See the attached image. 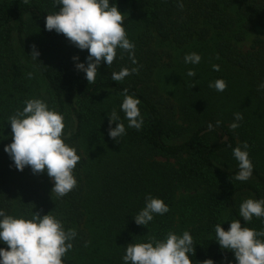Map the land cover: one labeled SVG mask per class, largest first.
<instances>
[{
	"label": "trees",
	"instance_id": "obj_1",
	"mask_svg": "<svg viewBox=\"0 0 264 264\" xmlns=\"http://www.w3.org/2000/svg\"><path fill=\"white\" fill-rule=\"evenodd\" d=\"M179 2L182 10L178 0H110L127 13L123 26L135 44L137 65L127 53L120 59L118 49L111 68L102 62L96 83L88 84L75 68L85 58L60 53L50 64L30 55L25 37L37 39L42 51L68 41L45 30L46 15L59 10L52 0H0V209L29 219L31 211L41 216L52 211L65 229L75 228L78 234L64 264H123L129 243L147 242L150 234L163 239L169 230L190 232L192 264L205 259L236 264L234 254L216 242L215 225L227 231L232 220L240 219L242 226L264 228L260 219L245 223L239 216L243 200L264 198V0ZM192 52L202 57L199 64L184 63ZM213 64L220 70L214 71ZM138 65L139 75L123 82L111 79L113 71ZM176 65L184 76L179 97L171 99L154 74L156 68ZM188 69L196 76H187ZM217 79L227 82L226 91L208 87ZM124 88L141 101L144 124L139 131L128 127L120 110L118 93ZM29 98L43 99L63 115L65 142L81 157L74 171L78 186L61 199L51 193L46 172L18 171L4 152L11 143L8 117ZM113 108L126 128L118 143L108 136ZM236 112L243 120L232 131ZM244 141L254 170L240 182L233 179L239 169L232 148ZM81 146L89 151L82 153ZM147 194L162 199L170 211L144 227L133 217L145 206ZM0 248L7 250V245L0 242Z\"/></svg>",
	"mask_w": 264,
	"mask_h": 264
},
{
	"label": "clouds",
	"instance_id": "obj_2",
	"mask_svg": "<svg viewBox=\"0 0 264 264\" xmlns=\"http://www.w3.org/2000/svg\"><path fill=\"white\" fill-rule=\"evenodd\" d=\"M28 4L30 0H23ZM58 11L45 17V30L62 34L72 45L80 50H87L85 63H76L75 68L85 74L88 84H95L98 68L103 62L111 68L117 59V50H120V59L123 53L128 54L133 65H137L135 58V44L129 40L124 20L127 13H121L116 4L110 0H52ZM181 10L184 5H177ZM30 55L37 60L39 52L36 46H31ZM219 55L216 59H219ZM78 61V57L72 58ZM202 57L195 52L184 56L185 64H199ZM136 67H122L111 73L114 82H123L130 75H139ZM214 71L220 66L213 64ZM186 75L195 77L196 71L188 69ZM33 74L28 73L32 78ZM195 84L191 85V87ZM209 88L217 92L227 90V82L217 79L210 82ZM264 88V84L260 85ZM123 97L120 110L125 114L129 128L141 130L144 117L141 115L140 99L128 94V88L118 93ZM234 121L229 129L235 131L240 127L243 114L236 112ZM120 116L115 108L108 114V136L118 143V138L126 135L124 123L119 122ZM11 126V143L4 146L18 171L29 167L35 174L47 173L52 180L54 193L57 199L65 197L77 188L78 182L74 171L81 157L75 147L65 142V123L62 114L49 108L48 103L40 98H29L24 101L22 110L16 109L8 117ZM116 122L115 128L111 125ZM221 121H216L219 126ZM209 130H214L211 123ZM231 147V145H229ZM249 144H242L232 148V155L238 162V172L234 180L246 182L252 177L254 165L249 157ZM170 211L169 206L160 198L151 194L145 196V206L133 217L137 225L146 227L154 217L162 216ZM239 216L245 223L253 218L264 223V198H247L239 205ZM244 223V224H245ZM75 228L65 229L62 218L52 214V211L41 216L39 212L31 211V218L15 217L0 209V242L7 245V250L0 248V264H64L67 253L73 249V240L77 236ZM215 237L219 247L234 254L236 264H264V228L242 226L240 219L230 222L228 230L221 224L215 225ZM90 241H86L87 247ZM194 240L189 231L181 235L169 230L163 239L155 234L147 236V242L129 243L122 256L123 264H192L190 254H194ZM202 264H214L212 259H205Z\"/></svg>",
	"mask_w": 264,
	"mask_h": 264
},
{
	"label": "rangeland",
	"instance_id": "obj_3",
	"mask_svg": "<svg viewBox=\"0 0 264 264\" xmlns=\"http://www.w3.org/2000/svg\"><path fill=\"white\" fill-rule=\"evenodd\" d=\"M24 40L29 48H31V46L34 44L36 46L37 51L39 52V56L43 58L45 62L50 64H53L56 61V57L57 55L59 56L60 53L63 54L70 52L77 55L80 58H85V59L88 55L86 49L80 50L71 43H69V41H64L63 44L57 47H51V49L49 50L42 51V46L40 47L41 44L37 41V39L34 40L25 37ZM248 44H249L248 42L243 43L242 48L244 49L247 48ZM21 59H23V57ZM102 69H105V67L103 66ZM154 76H155L154 79L155 81L156 80L158 81L160 90L164 94V96L171 99H174L176 96L179 97L182 87L181 85L182 81L179 80L183 79L184 74L179 70V68H177V65L176 67L174 66V67H166V68H156ZM81 150L82 153L89 151V149H87L86 146H81ZM181 194L182 193H179V196H181Z\"/></svg>",
	"mask_w": 264,
	"mask_h": 264
}]
</instances>
